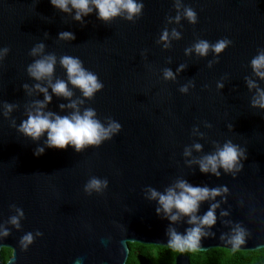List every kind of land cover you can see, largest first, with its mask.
<instances>
[{
    "label": "water",
    "instance_id": "1",
    "mask_svg": "<svg viewBox=\"0 0 264 264\" xmlns=\"http://www.w3.org/2000/svg\"><path fill=\"white\" fill-rule=\"evenodd\" d=\"M136 2L143 7L131 20L126 12L103 20L95 9L77 20L75 9L51 0H0V249L7 211L24 216L25 236L33 237L24 264H52L54 242L71 227L85 232L89 264H126L129 241L170 245L173 232L184 236L197 225L182 214L172 221L177 210L166 214L151 192L166 194L181 181L221 190L195 213L203 217L216 205V222L201 226L197 250L233 249L237 230L245 242L236 250L264 248V107L256 103L264 78L252 66L264 53V0ZM221 40L229 43L219 54L195 50L200 41ZM48 55L56 58L54 72L37 80L29 67ZM65 56L79 59L102 89L85 97L68 81ZM58 80L70 97L53 93ZM41 102L44 113L92 109L104 127H121L80 151L49 147L46 133L33 139L21 131ZM226 143L244 153L239 170L202 172L200 162ZM92 179L107 185L86 191Z\"/></svg>",
    "mask_w": 264,
    "mask_h": 264
},
{
    "label": "clouds",
    "instance_id": "2",
    "mask_svg": "<svg viewBox=\"0 0 264 264\" xmlns=\"http://www.w3.org/2000/svg\"><path fill=\"white\" fill-rule=\"evenodd\" d=\"M53 6L60 8L62 11L76 10L75 18L80 20L82 15H87L97 10L100 19L109 20L120 15L122 12L127 13V19L131 20L134 16L140 13L143 5L136 0H51ZM71 6V8L69 7ZM186 17L190 22L195 23L196 13L192 9L185 10ZM179 19V17H177ZM173 35H178L173 33ZM61 38H74L71 33H61ZM162 39H167V33ZM229 41L221 40L215 45H209L206 41H200L195 45V50L200 55H206L211 47L214 52L219 54L228 45ZM43 45L38 46L33 50V55L43 51ZM61 65L66 69L68 81L81 89L85 97H92L97 91L102 89L103 84L98 80L97 76L84 69L82 63L77 58L62 57ZM56 58L54 55L45 56L37 60L29 67V73L37 80L51 78L54 72ZM252 66L258 76L264 78V53L258 55L252 60ZM166 77H172L171 71L165 73ZM250 86H254L251 85ZM53 93L70 97L71 91L68 89L64 81L58 80L51 85ZM39 88V85H37ZM45 93V102H50L51 96L47 94V89L39 88ZM186 91V89H182ZM45 102L38 104L34 114L30 113L28 119L21 124V131L33 139H39L45 133L47 134V145L57 149H66L68 146L74 147L77 151L82 150L89 145H99L103 140L108 139L111 135L120 129V125L116 122H111L108 127H104L99 120L95 118L96 113L92 109L84 111L81 115L78 111L71 116L61 117L53 113H44L42 109ZM261 107H264V91L260 92L257 102ZM63 107V105L61 106ZM75 108V104L69 105ZM10 108V106H9ZM200 145H196L199 150ZM43 149H40L38 154H42ZM244 153L231 143H226L223 148L219 149L215 154L205 157L200 162V170L202 172H212L219 175L218 168H223L225 172H231L238 169L239 160ZM107 182H101L98 179H92L86 185V191L101 190L102 186H106ZM179 189V191H176ZM176 189H168L166 194H160L156 191L151 192L153 199L158 198L163 211L166 214L172 213L173 209L177 210L176 214L170 215L172 221H176L179 215L189 216V223L197 225L187 231V234L181 236L173 232L171 234L170 246L178 251L199 249V241L204 233L201 226H212L216 222L215 208L213 205L210 210L203 216L197 217L195 213L199 209V204L209 198H215L220 195V189H209L207 187H193L184 181L176 185ZM223 191H227L225 188ZM159 212L160 209H157ZM22 215V213H21ZM11 222L18 226L16 217H12ZM7 235V231L3 233ZM32 235L29 233L23 237L22 243L26 247L32 242ZM243 230H237V235L233 237L231 243L234 245L233 250L238 249L244 244Z\"/></svg>",
    "mask_w": 264,
    "mask_h": 264
},
{
    "label": "flooded vegetation",
    "instance_id": "3",
    "mask_svg": "<svg viewBox=\"0 0 264 264\" xmlns=\"http://www.w3.org/2000/svg\"><path fill=\"white\" fill-rule=\"evenodd\" d=\"M19 212V211H18ZM12 217L18 220V226L11 222ZM24 216H16L11 210L4 218L3 233L7 231L0 249V259L4 264H24L23 253L25 236ZM129 254L126 264H141L140 256L146 258L147 264H196L202 259V251L185 250L183 252L173 249L170 245H155L159 251L154 250V244L129 241ZM52 264H89L87 258V245L85 232L75 233L74 227L65 234L61 240L54 242Z\"/></svg>",
    "mask_w": 264,
    "mask_h": 264
},
{
    "label": "trees",
    "instance_id": "4",
    "mask_svg": "<svg viewBox=\"0 0 264 264\" xmlns=\"http://www.w3.org/2000/svg\"><path fill=\"white\" fill-rule=\"evenodd\" d=\"M262 250L264 248L233 250L215 247L207 251H202L203 257L196 264H264V256L259 255ZM245 253L247 254L245 255Z\"/></svg>",
    "mask_w": 264,
    "mask_h": 264
},
{
    "label": "snow or ice",
    "instance_id": "5",
    "mask_svg": "<svg viewBox=\"0 0 264 264\" xmlns=\"http://www.w3.org/2000/svg\"><path fill=\"white\" fill-rule=\"evenodd\" d=\"M150 247H152L154 250L159 251V249H158L157 246H155V245L150 246ZM225 251H226V250H225ZM246 254H247V253H245V255H246ZM229 255H231V253H229ZM259 255L264 256V250H262V251L259 253Z\"/></svg>",
    "mask_w": 264,
    "mask_h": 264
}]
</instances>
